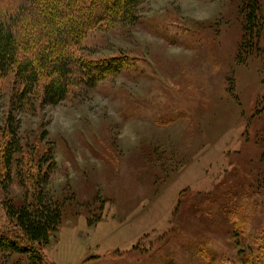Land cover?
Segmentation results:
<instances>
[{"label": "rangeland", "instance_id": "1", "mask_svg": "<svg viewBox=\"0 0 264 264\" xmlns=\"http://www.w3.org/2000/svg\"><path fill=\"white\" fill-rule=\"evenodd\" d=\"M243 1L145 0L75 51L122 72L19 116L22 143L56 163L46 264H247L248 238L264 237V0L252 46ZM16 90L0 80V159ZM26 192L16 182L0 202Z\"/></svg>", "mask_w": 264, "mask_h": 264}, {"label": "trees", "instance_id": "2", "mask_svg": "<svg viewBox=\"0 0 264 264\" xmlns=\"http://www.w3.org/2000/svg\"><path fill=\"white\" fill-rule=\"evenodd\" d=\"M98 1L0 0V80L13 75L18 87L5 121L9 138L1 153L0 190L7 195L17 182L27 191L20 205L0 202V255L17 256L13 264H46L45 248L62 220V208L48 191L56 166L52 149L39 156L29 150L19 136V116L60 104L72 87L91 89L122 72L124 59L88 60L75 51L94 30L135 22L145 0H108L88 9ZM242 13L244 42L252 46L262 30L258 0H244ZM248 241L247 264H264V237L258 232Z\"/></svg>", "mask_w": 264, "mask_h": 264}]
</instances>
